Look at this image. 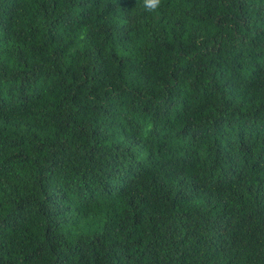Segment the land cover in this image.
Here are the masks:
<instances>
[{
  "label": "trees",
  "instance_id": "trees-1",
  "mask_svg": "<svg viewBox=\"0 0 264 264\" xmlns=\"http://www.w3.org/2000/svg\"><path fill=\"white\" fill-rule=\"evenodd\" d=\"M0 264H264V0H0Z\"/></svg>",
  "mask_w": 264,
  "mask_h": 264
},
{
  "label": "clouds",
  "instance_id": "clouds-1",
  "mask_svg": "<svg viewBox=\"0 0 264 264\" xmlns=\"http://www.w3.org/2000/svg\"><path fill=\"white\" fill-rule=\"evenodd\" d=\"M162 0H144V7L149 12H155L161 7Z\"/></svg>",
  "mask_w": 264,
  "mask_h": 264
}]
</instances>
